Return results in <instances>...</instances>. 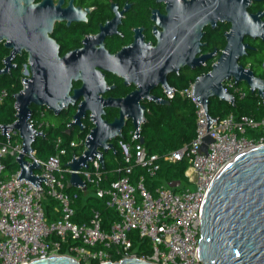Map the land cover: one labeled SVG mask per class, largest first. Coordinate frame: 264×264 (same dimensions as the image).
<instances>
[{
    "label": "water",
    "instance_id": "95a60500",
    "mask_svg": "<svg viewBox=\"0 0 264 264\" xmlns=\"http://www.w3.org/2000/svg\"><path fill=\"white\" fill-rule=\"evenodd\" d=\"M165 1V14H160L157 9L152 11V17L161 28L156 33L157 44L135 51L126 67L119 54L109 55L101 47H83L59 55L50 35L54 23L85 19L84 12L74 7L71 0L64 7L61 6L63 0L56 4L53 0H0V43L9 50L0 72L9 71L16 55L27 54L23 73L28 76L22 78V89L12 95L15 120L0 125L1 132L17 131L22 141L21 150L15 157L19 167L16 179L26 178L36 187L40 180H45L33 174L34 170L40 169V164L32 158V143L41 131L29 122L31 105L46 107L58 116L80 98L70 124L82 130V120L88 115L92 127L86 135L82 153L72 157L65 166L70 169L69 185L85 190V181L78 171L87 168L95 156L103 167V154L113 150L112 139L123 138L128 121L136 128L132 136H138V126L145 121L146 111L141 100L147 98L153 88H162L165 94L173 91L168 83L170 74L178 73L183 66L198 67L213 56V52L197 53L203 45V26H214L218 21L229 23V29L224 33V48L211 69L192 82V95L207 116V130L216 119L208 113L209 99L216 97L231 104L235 101L234 94L225 86L226 81L244 82L250 91L264 97V77L255 75L239 62L247 50L252 49L244 41L246 36L264 41L263 12L248 11L249 3L260 0ZM101 69L116 72L125 82L133 80L135 89L124 97H101L106 90ZM77 80L81 84L72 87V82ZM151 98L157 104L169 103L168 99L158 95H151ZM107 108L117 110L111 121L104 118ZM201 139L203 152L207 151V143L215 140L209 134ZM138 141L143 143V138L139 137ZM179 182L169 181L167 185L176 188ZM198 257L202 264H264V144L236 155L210 183L201 208ZM28 264L84 263L70 255L59 254L34 259ZM99 264L155 263L127 257Z\"/></svg>",
    "mask_w": 264,
    "mask_h": 264
},
{
    "label": "built area",
    "instance_id": "2783aa9c",
    "mask_svg": "<svg viewBox=\"0 0 264 264\" xmlns=\"http://www.w3.org/2000/svg\"><path fill=\"white\" fill-rule=\"evenodd\" d=\"M21 83L24 85L22 80ZM225 86L233 88L237 94L245 93L231 79ZM173 92L166 95L171 97ZM181 94L190 97L197 107L195 134L191 141L160 158L148 153L138 141L142 124L139 123L138 136H132L136 128L128 132L133 143H122L123 159L127 163L125 175L104 185L98 156L90 160L87 168L78 171L92 193L104 198L105 204L118 215V220L107 228H102L97 210L86 222L72 221L76 194L65 191L60 174V155L64 149L43 160L31 151L32 158L40 164V169L34 170L33 174L45 179L39 181L38 187L26 178L16 179L19 167L11 174L6 173L3 160L7 155H12L15 160L22 141L17 131L8 129L7 134L1 132L0 127L5 137L0 142V264H28L34 259L59 254L70 255L84 264L127 257H138L155 264H202L198 257V241L206 192L214 177L236 155L264 144V115L257 119L247 114L228 113L216 118L207 130V116L192 95V83ZM6 95V89L0 88V103ZM29 122L31 124L30 118ZM206 134L215 140L207 143V151L203 152L201 137ZM85 138L76 144L84 147ZM30 156L27 157L29 161ZM161 159L168 162L186 160L185 180L179 182L184 183L182 188L174 190L160 182L150 190L143 175L131 181L134 164L153 176L160 168ZM66 170L70 173L69 168ZM48 200L53 202L50 217L44 208V202ZM135 237L147 245L148 253L143 249L138 252L133 244Z\"/></svg>",
    "mask_w": 264,
    "mask_h": 264
},
{
    "label": "trees",
    "instance_id": "16d2710c",
    "mask_svg": "<svg viewBox=\"0 0 264 264\" xmlns=\"http://www.w3.org/2000/svg\"><path fill=\"white\" fill-rule=\"evenodd\" d=\"M257 9L264 10V3L262 5L253 3L249 7L251 12H256ZM228 27V23H224L221 28L220 36L217 40L219 49H223L226 43L223 31ZM245 41H248L252 49L248 50L247 54L239 62L249 67L255 75L264 77V41L248 38ZM8 53L9 50L0 43V70L4 65L3 58ZM12 63L13 66L7 73L0 72V88H5L7 91V95L0 103V125L9 124L15 120L14 115L16 109L12 95L20 91L23 87L21 80L24 74L22 71L24 65L27 63V54L23 52L20 55H16ZM210 69L211 63L208 61L200 69H188L173 75L168 80V83L174 90L172 96H167L163 91L157 92L158 96L168 99L169 103H145V121L140 127V137L143 138V145L148 153L157 154L161 158L163 154L179 148L184 143L191 141L194 137L197 107L192 99L186 95H182L181 91L188 88L198 75L208 72ZM237 86H241L245 93L243 95L237 94L233 88H227L235 96L233 104L216 97L209 99L208 113L210 116L221 118L228 113H233L236 116L247 114L258 119L264 115V97H260L256 91H250L244 82L238 83ZM76 106L77 104L69 106L56 116L46 107L32 104V113L30 116L31 125L37 131H41V135L35 137L32 143V149L34 150L35 157L41 160L56 154L60 149H64V153L60 155V166L62 168L60 174L65 183V191L70 194H76V198L72 203L74 208V215L71 218L72 221L76 223L86 222L89 220L91 213L97 210L102 220V228H107L112 222L118 220V215L112 208L105 204V199L95 196L88 183H86L85 191L81 188L72 187L68 183L69 172L66 170L67 167L65 164L72 157L82 153L84 149L83 145L76 144V142L85 138L92 127V122L88 115L82 120L84 124L82 130L70 124ZM116 115V109H106L105 118L108 121H111ZM132 129L133 126L128 121L126 127L123 129V138L116 137L112 139L113 150H107L103 154L104 166H100V170L104 185H109L110 181L126 174L125 168L127 163L123 159L122 143L129 145L133 143V139L128 133ZM3 140H5V137L0 133V142ZM3 161L6 173L11 174L18 169V164L12 155H7ZM186 168V160L168 162L161 159L160 168L156 171L155 175L149 176L143 168L134 164L132 172L130 173V179L133 181L138 176L143 175L147 188L153 190L160 182L184 181V171ZM174 190H177V187ZM52 203V200L44 202L47 217L51 216ZM133 244L137 246L139 253L142 249L147 253L150 251L147 245L144 242L140 243L136 237L133 239ZM61 252L63 253L64 250L62 249ZM89 264H96V262H90Z\"/></svg>",
    "mask_w": 264,
    "mask_h": 264
},
{
    "label": "flooded vegetation",
    "instance_id": "af4514ba",
    "mask_svg": "<svg viewBox=\"0 0 264 264\" xmlns=\"http://www.w3.org/2000/svg\"><path fill=\"white\" fill-rule=\"evenodd\" d=\"M69 1L70 0H63L61 6H66ZM71 1L74 7H79L80 12H84L85 19L76 18L69 23H67V20H57L54 23L50 35L52 36L53 34L52 37L58 47L60 56L68 51L83 47L90 49L101 47L109 55L119 54L122 60H124L125 64H123V66L127 67V60L129 61L134 57L135 51H140L139 49L144 46L151 48L157 44L158 38L156 33L161 28L157 24L155 18L152 17V11L157 9L160 14H165V0ZM263 1L264 0L249 3L248 11L251 12L249 7L253 3L262 5L264 3ZM53 2L56 4L58 0H53ZM257 11H262L264 16L263 9H257ZM75 16L78 17L79 14L76 13ZM224 23L228 22L218 21L214 26L206 25L202 28L203 33L201 42L203 45L200 46V52H198L197 55L213 52V56L202 62L198 67L190 68L188 66H183L179 69L178 73L188 69H200L206 65L208 61H210L211 65L215 62L216 58L223 50L219 49L217 40L219 39V34ZM228 29L229 27L223 31V36ZM246 38L251 39L247 36L245 39ZM101 72L103 73L106 86V90L100 94L101 97H124L136 87V83L133 80L129 79L125 82L124 78L116 72L106 69H101ZM178 73L170 74L168 80ZM80 84V80L73 81L72 87H78ZM158 91L163 90L162 88H153L147 98H143L141 102L144 105L145 103L153 102L151 95H157ZM79 100L80 98L75 101V104H77Z\"/></svg>",
    "mask_w": 264,
    "mask_h": 264
},
{
    "label": "rangeland",
    "instance_id": "374dc122",
    "mask_svg": "<svg viewBox=\"0 0 264 264\" xmlns=\"http://www.w3.org/2000/svg\"><path fill=\"white\" fill-rule=\"evenodd\" d=\"M28 76V75H27ZM184 186V183H181L177 186L178 189L182 188ZM87 195V194H86Z\"/></svg>",
    "mask_w": 264,
    "mask_h": 264
}]
</instances>
